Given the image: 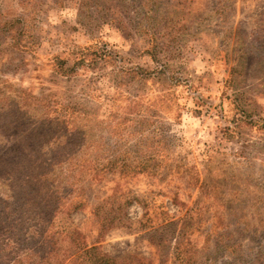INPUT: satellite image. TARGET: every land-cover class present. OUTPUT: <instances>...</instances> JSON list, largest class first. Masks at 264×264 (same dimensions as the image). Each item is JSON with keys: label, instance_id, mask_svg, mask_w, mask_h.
<instances>
[{"label": "rangeland", "instance_id": "374dc122", "mask_svg": "<svg viewBox=\"0 0 264 264\" xmlns=\"http://www.w3.org/2000/svg\"><path fill=\"white\" fill-rule=\"evenodd\" d=\"M102 259L264 264V0H0V264Z\"/></svg>", "mask_w": 264, "mask_h": 264}, {"label": "trees", "instance_id": "16d2710c", "mask_svg": "<svg viewBox=\"0 0 264 264\" xmlns=\"http://www.w3.org/2000/svg\"><path fill=\"white\" fill-rule=\"evenodd\" d=\"M106 47L108 46L107 44L105 45ZM60 66L62 67V63H60ZM62 71V70H61ZM58 73H60V74H62V72H58ZM64 73V72H63ZM53 116L54 115H48L45 119L46 120H50V121H52V119L53 120H60V119H58V118H53ZM74 130V129H73ZM67 143H68V141H66ZM78 148V147H77ZM80 148H81V146H80ZM116 161L115 160H110L109 162H108V164L109 165H107V166H105L104 168H105V170L106 171H114L115 169H116V167H114L115 165H116V163H115ZM81 168H82V166H81ZM42 179L43 180H47V178L45 177V176H42ZM57 204H58V201H57ZM59 209H58V205H57V207L54 209V211L53 212H57ZM45 231L42 233V235H45ZM68 234H70L69 232H68ZM71 235H73V234H71ZM96 264H110L109 263V260H104V259H102L100 262H98V263H96Z\"/></svg>", "mask_w": 264, "mask_h": 264}]
</instances>
